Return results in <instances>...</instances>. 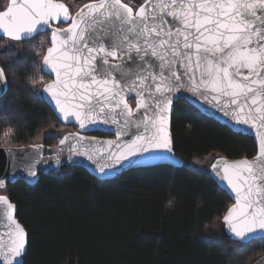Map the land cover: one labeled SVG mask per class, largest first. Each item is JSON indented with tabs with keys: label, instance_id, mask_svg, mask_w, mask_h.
I'll return each mask as SVG.
<instances>
[{
	"label": "snow or ice",
	"instance_id": "1",
	"mask_svg": "<svg viewBox=\"0 0 264 264\" xmlns=\"http://www.w3.org/2000/svg\"><path fill=\"white\" fill-rule=\"evenodd\" d=\"M41 25L50 29L43 65L54 74L42 90L59 117L81 130L115 126V140L73 135L69 143L64 136L49 158L56 166L64 145L68 160L83 158L101 182L125 168L177 159L170 119L190 93L254 133V158H221L211 171L233 194L222 223L234 240L264 239V0H94L74 14L60 0H11L0 11V33L12 41ZM43 152L33 146L26 157L29 178L48 162ZM0 205L7 222L0 264H22L27 231L7 196Z\"/></svg>",
	"mask_w": 264,
	"mask_h": 264
},
{
	"label": "trees",
	"instance_id": "2",
	"mask_svg": "<svg viewBox=\"0 0 264 264\" xmlns=\"http://www.w3.org/2000/svg\"><path fill=\"white\" fill-rule=\"evenodd\" d=\"M60 2L83 7L94 0ZM8 41L0 37V67L8 82L0 99V148L30 147L65 127L35 92L41 81L50 82L39 63L50 34L23 42L22 50L8 48ZM172 135L182 168L131 170L104 182L81 167L67 168L41 175L35 186L8 184L0 192L16 205L28 233L24 264H257L264 258V239L245 245L228 235L218 241L205 237L233 201L215 177L189 168L212 154L251 159L254 139L184 100L175 104ZM60 139L45 137L43 145L55 147Z\"/></svg>",
	"mask_w": 264,
	"mask_h": 264
},
{
	"label": "water",
	"instance_id": "3",
	"mask_svg": "<svg viewBox=\"0 0 264 264\" xmlns=\"http://www.w3.org/2000/svg\"><path fill=\"white\" fill-rule=\"evenodd\" d=\"M8 2L10 4L11 0H8ZM43 34H50V29L41 25V26L37 27V29L33 35H31L30 37H25L22 41H19V42L12 41L10 38L3 36L2 33H0V37L4 38L6 40H9L11 42L23 43V42L30 41V40L34 39L35 37H37L39 35H43ZM44 71L50 77V79L54 78V74H52L51 76L49 75V70L46 68V66H44ZM7 92H8V82L6 84H0V99H2L7 94ZM42 97L46 101V103L49 105V107L52 109V111L54 112V114L56 115V117L58 118V120L60 121L61 124H63L66 127H75L78 129V131L76 133L66 135V136L70 137L69 143H71V137L73 135H84L87 137H95V136H92V134H96V133L103 134L106 136H110L109 138L95 137L96 140H98V141H104V140H109V139L115 140V138H116L114 135L115 126H112L111 130H109V128L104 126V125L90 126L87 130H81L79 128V125L76 124L75 122L68 123V122L63 121L59 117L58 112L55 110L54 103L51 101L50 97L45 92H43V90H42ZM181 100L188 102L191 106H193L195 109H197L204 116L211 118V119H214L215 121H217L220 124L230 128L231 130H233L236 133H242L246 136H249V137L253 138L255 141V137H254L253 132L248 131L246 129L242 131L240 127H237L233 123L229 122L228 118L224 117L222 115V113H218L214 109H211L208 105H205L202 102L198 101L195 97L191 96L190 93H184L183 98H181L179 101H181ZM173 113H174V111H173ZM173 113L171 114V119H170L171 135H172ZM172 138H173V135H172ZM173 144H174V142H173ZM34 146H38V145H34ZM63 147H64V152L60 155V165L56 166L54 164L53 160H51L49 158L55 156V154L61 148V145L58 144L55 147H48V146L43 145V149H44L43 156L45 157V159L48 162L46 164H39L36 166V169H37V177L36 178H29L27 176V173L23 169V165L30 162V160L26 159V157H31L32 155H34L33 146L24 147V148H0V178H3L5 180V187L0 188V191H5L7 189L8 184H15V183L20 182V181L25 182L26 184H28L30 186H35L38 183L41 175H49V174L57 175V174H60L64 169H67V168L81 167V168L85 169L88 173H90L93 177L96 178V174L93 171V167H91L89 165V162H87L83 158H73V159H80L82 161L79 165L73 164L72 162H70L68 160V152H67L68 145H64ZM256 147H257V145H256ZM6 149H11L12 155H10L6 151ZM174 152H175V150H174ZM175 156L177 158L175 160H159V161H156V162H153L150 164H142V165H138V166L131 167V168H125L119 175L126 173L128 171H131V170L147 169V168H153V167H159V166H170V167H174V168L184 167L185 162L183 161V159H181L176 153H175ZM13 157H14V159H13ZM222 158H224V157H222ZM219 159H221V158H219ZM219 159H217V160H219ZM119 175H117V176H119ZM211 175L213 177H215L212 174V171H211ZM117 176H115V177H117ZM115 177L111 178L110 180L114 179ZM110 180H106V181H110ZM222 185H223L224 189L226 190V192L228 193V195L232 199L233 194L230 192L229 189H227L225 187L224 184H222ZM3 196H5V195H3ZM8 199L10 200L9 197H8ZM10 202L12 203L11 200H10ZM12 204L15 205L14 203H12ZM15 208H16L15 216H16V219L19 221V219L17 217L18 210H17L16 205H15ZM4 210H5L4 206L0 205V237H3L4 239H6L7 238L6 237L7 222H6V219L4 216ZM228 236H230V238L234 240V238L231 236V234L229 232H228ZM257 240H262V239H260L259 237H255L252 239V241H257ZM28 245H29V242L26 245V251L22 257V264H24V258H25V255L27 254V251H28Z\"/></svg>",
	"mask_w": 264,
	"mask_h": 264
},
{
	"label": "rangeland",
	"instance_id": "4",
	"mask_svg": "<svg viewBox=\"0 0 264 264\" xmlns=\"http://www.w3.org/2000/svg\"><path fill=\"white\" fill-rule=\"evenodd\" d=\"M8 5H9L8 0H3V2L0 3V11H5ZM67 7L69 8L70 14H74L75 12L79 11L81 8L75 2H71L70 4L67 5ZM8 48H16L18 50H22L23 46H22V43H15V42L8 41ZM43 56L39 60L40 65L43 64ZM46 83H48V79L41 81L40 84L37 87H35V92L41 95L42 89ZM76 129L75 127L65 126L62 129L50 131L42 139H40L36 143V145H43V141L45 137L53 136V137L63 138L64 136L68 134L76 133L77 132ZM219 158H222V156L218 154H212L203 159L191 161L189 163V168L198 173H205L209 175L211 174V165ZM63 173H66V169H64ZM0 195H4V194L0 192ZM227 235H228L227 229L223 225L221 220L215 222L212 226H210L205 233V237L211 241H218ZM257 264H264V258H262Z\"/></svg>",
	"mask_w": 264,
	"mask_h": 264
},
{
	"label": "flooded vegetation",
	"instance_id": "5",
	"mask_svg": "<svg viewBox=\"0 0 264 264\" xmlns=\"http://www.w3.org/2000/svg\"><path fill=\"white\" fill-rule=\"evenodd\" d=\"M76 129V128H75ZM78 131V129H76ZM99 133H96V134H92V136H95V137H100V138H109L110 136H106V135H103V134H100V135H103V137L101 136H98Z\"/></svg>",
	"mask_w": 264,
	"mask_h": 264
},
{
	"label": "clouds",
	"instance_id": "6",
	"mask_svg": "<svg viewBox=\"0 0 264 264\" xmlns=\"http://www.w3.org/2000/svg\"><path fill=\"white\" fill-rule=\"evenodd\" d=\"M41 39H43V38H41ZM171 204H172V201L168 200V201L165 202V207L168 208V207L171 206Z\"/></svg>",
	"mask_w": 264,
	"mask_h": 264
}]
</instances>
